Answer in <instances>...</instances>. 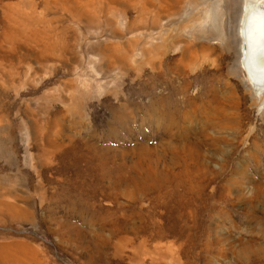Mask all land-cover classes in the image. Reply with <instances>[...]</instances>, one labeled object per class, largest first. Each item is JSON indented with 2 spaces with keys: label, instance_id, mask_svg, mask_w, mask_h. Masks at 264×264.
<instances>
[{
  "label": "rangeland",
  "instance_id": "374dc122",
  "mask_svg": "<svg viewBox=\"0 0 264 264\" xmlns=\"http://www.w3.org/2000/svg\"><path fill=\"white\" fill-rule=\"evenodd\" d=\"M254 4L0 0V264H264Z\"/></svg>",
  "mask_w": 264,
  "mask_h": 264
},
{
  "label": "bare ground",
  "instance_id": "6f19581e",
  "mask_svg": "<svg viewBox=\"0 0 264 264\" xmlns=\"http://www.w3.org/2000/svg\"><path fill=\"white\" fill-rule=\"evenodd\" d=\"M257 8L259 10L258 13L256 11ZM247 13L248 14L243 22L244 56L246 58L248 54V59H250L251 62L254 63V65L255 64L258 65L260 63L264 65V46H262L264 44V7L259 5L257 6L256 4H254L248 10ZM251 62H247V63L244 62V67L248 68L251 75L250 76L251 81H255L254 78L257 76L256 74H261V73L254 70V66L253 64H251Z\"/></svg>",
  "mask_w": 264,
  "mask_h": 264
},
{
  "label": "snow or ice",
  "instance_id": "6c2138e0",
  "mask_svg": "<svg viewBox=\"0 0 264 264\" xmlns=\"http://www.w3.org/2000/svg\"><path fill=\"white\" fill-rule=\"evenodd\" d=\"M258 2L264 4V0H258Z\"/></svg>",
  "mask_w": 264,
  "mask_h": 264
},
{
  "label": "water",
  "instance_id": "95a60500",
  "mask_svg": "<svg viewBox=\"0 0 264 264\" xmlns=\"http://www.w3.org/2000/svg\"><path fill=\"white\" fill-rule=\"evenodd\" d=\"M256 56V55H255Z\"/></svg>",
  "mask_w": 264,
  "mask_h": 264
}]
</instances>
